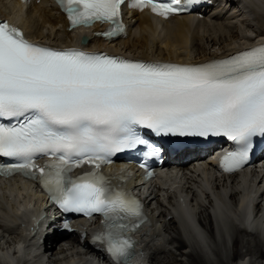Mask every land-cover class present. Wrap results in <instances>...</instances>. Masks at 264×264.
I'll return each instance as SVG.
<instances>
[{
	"label": "snow or ice",
	"instance_id": "1",
	"mask_svg": "<svg viewBox=\"0 0 264 264\" xmlns=\"http://www.w3.org/2000/svg\"><path fill=\"white\" fill-rule=\"evenodd\" d=\"M204 0H186L187 6ZM73 29L96 22L125 31V0H57ZM181 0H129V6L168 16L188 10ZM0 156L17 163L0 175L22 173L39 180L64 212L100 214L104 231L93 243L106 245L114 264H130L135 242L128 236L145 222L139 200L118 189L101 171L126 149H161L138 129L157 136H224L239 148L223 156L235 172L249 158L254 137H264V45L202 64L133 61L76 48L36 44L0 21ZM184 142H175L179 151ZM47 157L40 167L38 158ZM85 163L94 170L73 178ZM141 167H144L142 164ZM149 178L152 173L148 172ZM120 179H124L121 177ZM63 227L71 230L65 222Z\"/></svg>",
	"mask_w": 264,
	"mask_h": 264
},
{
	"label": "bare ground",
	"instance_id": "2",
	"mask_svg": "<svg viewBox=\"0 0 264 264\" xmlns=\"http://www.w3.org/2000/svg\"><path fill=\"white\" fill-rule=\"evenodd\" d=\"M261 2L264 4V0H217L213 5L192 13L167 18L126 3L123 6L124 13H128L125 15V31L110 42L92 37L85 47L142 59L179 62L224 56L254 38L255 41L264 39V10L262 13L256 10V5ZM0 17L18 25L31 39L54 46L70 45L77 42L80 34L91 36L93 30L102 28L94 24L91 28L69 29L64 14L51 0H0ZM188 155L192 154H185L180 159ZM195 161L203 163L204 158L197 156L184 164L182 169L185 172L179 180L157 179L151 182L152 200L146 204V211L152 223L135 233L137 255L134 264H161L160 260L168 253H179L194 264H203V259L205 264L217 261L228 264V256L217 255L216 245L222 243L227 248L226 242L230 245L233 235L235 247L238 249L241 245L243 251H239V247L233 261L229 259L231 264H264V171L242 173L243 181L235 179L236 174H232L230 179L235 183L229 186L220 179L206 177L213 172L211 164L199 167L204 179L189 171L188 165ZM113 170L128 174L134 168L120 166ZM165 178L169 176L166 174ZM7 192L12 193L13 190L6 182L0 181V237L3 236L0 240V264H107L101 251L89 245L88 238L81 239L72 233L71 238L64 239V242L61 236L48 228L38 234L43 237L39 242L30 235L33 230L28 232L25 228L9 225L7 221L14 218L17 202L21 201L22 207L31 208L30 198L39 200L41 196L33 189H26V196L16 190L13 198L8 197ZM189 195L193 198L189 199ZM28 196L30 201L26 199ZM180 200L187 205L180 204ZM38 204L34 205L37 210ZM194 204H197L196 211L192 210ZM91 224L86 223L85 230L91 231ZM4 230L8 236L3 235ZM20 230L33 238L27 240L28 248H22L20 244L13 246ZM242 235L248 240H242ZM183 236L189 241L190 250L185 248ZM202 252L210 262L201 256Z\"/></svg>",
	"mask_w": 264,
	"mask_h": 264
},
{
	"label": "rangeland",
	"instance_id": "3",
	"mask_svg": "<svg viewBox=\"0 0 264 264\" xmlns=\"http://www.w3.org/2000/svg\"><path fill=\"white\" fill-rule=\"evenodd\" d=\"M256 10H257V12L258 13H262L263 12V10H264V4L261 2V3H258V5H256ZM197 188V187H196ZM198 190L200 191V193H201V190L198 188ZM204 203L205 204H207L208 202L207 201H205V199H204ZM192 210L193 211H196L197 210V204H194L193 206H192ZM157 224H161V223H157ZM3 232V235H5V234H7L6 236H8L9 235V233H7L5 230L4 231H2ZM3 237V236H2ZM2 237H0V240H2L3 238ZM62 239H63V241L64 242H66V240H64V237H62ZM241 239L242 240H248L247 238H244L243 237V235L241 236ZM220 241L222 240V237L219 239ZM233 240H234V235L232 236V239H231V244L229 245V243L228 242H226V244H227V248L226 247H224L225 245L224 244H222L221 242V245L220 244H217L216 246L218 247H216V250H217V255L219 256V255H222V257L223 258H226L227 256V263L228 264H231V262L229 261V259L230 260H232L233 261V259H234V257H235V254H236V252H237V250H239L240 248L239 247H241V250H239V251H243V247L241 246V245H238L237 247H238V249L235 247V244H234V242H233ZM250 240V239H249ZM182 241H183V243H184V246H185V248L187 249V250H190L191 248L189 247V241L187 240V238L186 237H184L183 236V239H182ZM13 243V242H12ZM210 243H212V242H210ZM178 244V243H177ZM176 244V245H177ZM176 252V251H175ZM219 253V254H218ZM174 254V255H173ZM173 254H166V256H164L160 261H161V264H194V263H191V261L192 260H190L188 257H186V256H180V255H178L179 253H173ZM201 254V253H200ZM205 254L202 252V254H201V256L203 257V258H205L206 259V256H204ZM224 255V256H223ZM93 258V257H92ZM199 258V257H198ZM176 260L178 261V262H176ZM207 260V259H206ZM201 261V260H200ZM203 261H205L204 259H203ZM202 261V263L203 264H205L204 262ZM208 262H210L209 260H207ZM213 262H215V261H213ZM226 263V262H225ZM149 264V263H148ZM215 264H222V262H219V261H217Z\"/></svg>",
	"mask_w": 264,
	"mask_h": 264
}]
</instances>
